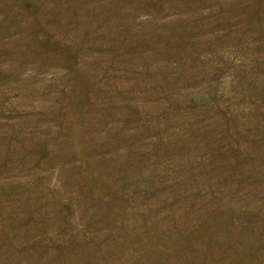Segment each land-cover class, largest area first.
I'll list each match as a JSON object with an SVG mask.
<instances>
[{"label":"rangeland","instance_id":"1","mask_svg":"<svg viewBox=\"0 0 264 264\" xmlns=\"http://www.w3.org/2000/svg\"><path fill=\"white\" fill-rule=\"evenodd\" d=\"M0 264H264V0H0Z\"/></svg>","mask_w":264,"mask_h":264}]
</instances>
